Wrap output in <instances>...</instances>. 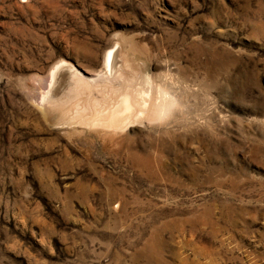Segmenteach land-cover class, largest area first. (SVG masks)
<instances>
[{
  "label": "rangeland",
  "instance_id": "obj_1",
  "mask_svg": "<svg viewBox=\"0 0 264 264\" xmlns=\"http://www.w3.org/2000/svg\"><path fill=\"white\" fill-rule=\"evenodd\" d=\"M112 49L154 113L39 103ZM0 264H264V0H0Z\"/></svg>",
  "mask_w": 264,
  "mask_h": 264
},
{
  "label": "bare ground",
  "instance_id": "obj_2",
  "mask_svg": "<svg viewBox=\"0 0 264 264\" xmlns=\"http://www.w3.org/2000/svg\"><path fill=\"white\" fill-rule=\"evenodd\" d=\"M119 54L115 49L109 51L108 72L93 76H86L69 64H59L53 69L49 88L39 103L90 124H122L132 116L151 115L158 110L151 105L152 97L133 86L127 88L123 70L114 74L121 66Z\"/></svg>",
  "mask_w": 264,
  "mask_h": 264
}]
</instances>
